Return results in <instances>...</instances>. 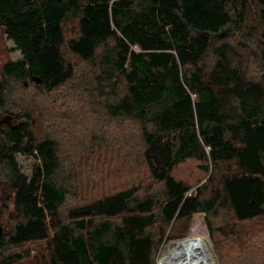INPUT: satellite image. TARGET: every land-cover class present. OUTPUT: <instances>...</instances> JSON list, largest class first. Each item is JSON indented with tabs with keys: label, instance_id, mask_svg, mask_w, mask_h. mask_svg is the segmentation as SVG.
Listing matches in <instances>:
<instances>
[{
	"label": "trees",
	"instance_id": "obj_1",
	"mask_svg": "<svg viewBox=\"0 0 264 264\" xmlns=\"http://www.w3.org/2000/svg\"><path fill=\"white\" fill-rule=\"evenodd\" d=\"M0 27L21 52L0 70V184L17 191L0 264H156L197 212L226 258L264 264V226L247 227L264 219V0H0ZM97 115L105 130L75 123ZM189 160L210 173L194 190L175 174Z\"/></svg>",
	"mask_w": 264,
	"mask_h": 264
},
{
	"label": "rangeland",
	"instance_id": "obj_2",
	"mask_svg": "<svg viewBox=\"0 0 264 264\" xmlns=\"http://www.w3.org/2000/svg\"><path fill=\"white\" fill-rule=\"evenodd\" d=\"M21 57V52L17 49H15V43L13 42V40L9 39L7 37V35L4 33L3 29L0 27V70L1 67L3 65L4 62H6L9 59H18ZM70 109H68V112L70 114H72V105H69ZM54 107L56 109L61 108L57 105H54ZM48 112V111H46ZM98 117V121H93L92 119H86V118H82V119H78L75 123L82 129V131L87 127L88 129H92V130H96L97 127L99 128H104L103 130H105V127L103 124L106 123V121H104V119L100 116L97 115ZM69 118H71V115H69ZM72 121V120H71ZM70 121V123H72ZM86 121V125L84 127V122ZM98 123V125H97ZM97 125V127H96ZM47 131V129H45ZM71 131H72V125H71ZM66 134V133H65ZM67 139V138H66ZM72 143V137H71V142ZM64 151L65 152H69V159L68 164L66 163V166H70L72 165V147H70L67 143V141L64 144ZM17 159L18 162L21 166L22 171L27 174L28 176H30L32 174V170L33 167L35 165V157L33 155L30 154H23V153H18L17 154ZM121 161V160H120ZM104 162H106L105 160H103L102 162V167L101 170L105 172V174L107 176H111L112 178L115 177V174L109 172V169L105 168ZM108 162H112L115 163L116 165L112 164V168L116 169V168H122L121 167V163L119 162V157L113 156L111 157ZM118 163V164H117ZM120 164V165H119ZM144 168L143 167H139V165H137L136 167H134L133 172H127V176L130 177V179L135 180L140 178L141 175L144 176ZM94 173H98V170H96ZM175 174L177 175V177L185 179L187 181H189L192 184L193 190L198 187L199 185L203 184L209 174L203 172L200 168H199V163L195 160H189L184 164H181L176 170H175ZM103 185L104 184L103 182ZM7 187L6 184H0V192H6L8 191L10 188H4ZM3 198V194L0 196V200H2ZM223 221V219L218 220V223L221 224ZM198 224L200 226V230L201 233L203 235H206V237L203 238H199L196 236H192V234H190L192 228L194 225ZM217 224V223H215ZM264 226V219L256 222V223H252L251 225L247 226V227H253L258 228V227H263ZM187 228V229H186ZM187 231V232H186ZM168 232H170L172 235L177 236L176 238L173 239H168L166 240L163 245L161 246L158 254H157V259H156V264H159L160 258L164 256V248H166L171 242L176 241V240H186V239H192L194 241H203L204 244L207 247V251L209 256L213 259L214 264H240L243 260L246 259L245 256H239L236 258H226L223 254V251L221 250V248L219 247L220 243L224 242V240L226 238H229L230 236L228 235H218L217 233L215 234L216 236H213L211 230L209 229V226L207 224L206 221V215L204 212H197L195 214H193V216L188 220H178L172 225L168 227ZM38 246V245H37ZM35 246V247H37ZM33 248L35 250L32 251L34 255L36 253V248ZM38 248V247H37ZM259 252V257H262L264 255V253ZM207 254V255H208ZM240 255H243V253H241ZM30 261H34L32 258H30ZM25 264H29L28 262L24 261Z\"/></svg>",
	"mask_w": 264,
	"mask_h": 264
},
{
	"label": "bare ground",
	"instance_id": "obj_3",
	"mask_svg": "<svg viewBox=\"0 0 264 264\" xmlns=\"http://www.w3.org/2000/svg\"><path fill=\"white\" fill-rule=\"evenodd\" d=\"M204 242L192 239L176 240L164 248L159 264H214Z\"/></svg>",
	"mask_w": 264,
	"mask_h": 264
},
{
	"label": "water",
	"instance_id": "obj_4",
	"mask_svg": "<svg viewBox=\"0 0 264 264\" xmlns=\"http://www.w3.org/2000/svg\"><path fill=\"white\" fill-rule=\"evenodd\" d=\"M36 81L39 83H42V80L34 77ZM13 121V115L7 114L3 116V118L0 119V126L4 123H7L12 126ZM5 189L8 188V186L4 187ZM16 190L10 188L6 192H0V196L3 194L2 200H0V237L3 234H7L11 231L10 228V217L16 210Z\"/></svg>",
	"mask_w": 264,
	"mask_h": 264
}]
</instances>
